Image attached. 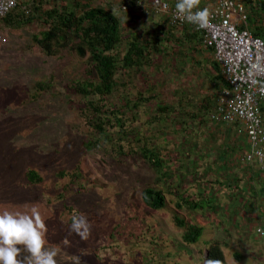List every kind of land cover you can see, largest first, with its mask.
Wrapping results in <instances>:
<instances>
[{
    "label": "rangeland",
    "instance_id": "374dc122",
    "mask_svg": "<svg viewBox=\"0 0 264 264\" xmlns=\"http://www.w3.org/2000/svg\"><path fill=\"white\" fill-rule=\"evenodd\" d=\"M95 2L104 5L112 0ZM200 6H203L201 1ZM162 18L160 20L163 21ZM146 22L142 17V27H147ZM43 30L42 26H32L23 31L7 29L4 32L6 43H0V212L31 215L33 209L38 211L45 224L48 247L59 250L57 264H206L209 243L219 239L215 229L221 233L218 234L221 235L220 239L232 237L235 242L241 231L246 232L245 236L249 235L251 247L236 249L243 255L242 261L235 258L233 248L226 249L228 264H264V234L259 229L264 230V202L257 205L255 198L260 199L258 194H253L252 199L247 201L243 215L232 214V203H226L228 211L225 213L221 199H214L213 205L202 202V207L194 213L195 218L191 217L193 213L184 210L182 214L189 221L199 222L205 229L199 244L187 245L183 241V232L174 223L175 212L172 208L154 212L144 205L143 191L154 186L157 179L155 172L145 162L135 156H118L111 143H106L99 150L85 149L88 130L80 117V111L85 106L70 90L72 82L80 78L84 63L70 53H65L62 58H48L39 48H33V36ZM178 34H182V30ZM168 47L171 45L168 44ZM158 64L164 73L159 75L155 67L144 72L138 79L141 87L144 88L145 79L156 77L163 96L169 94L171 97L177 90L188 91L192 85L198 88L192 89L193 96L199 100L213 94L205 81L198 82L201 73L196 82V78L190 79L188 73L182 78L181 72H185L183 64L175 55L169 61L159 59L155 66ZM193 64H188L187 71L192 70ZM201 65L199 68L205 66L204 60ZM179 75L180 79L177 78ZM51 76H55L58 88L66 93L65 97L56 99L45 95L39 102H33L31 95L34 85ZM142 121L147 123L150 118L143 117ZM216 125L219 124L211 122L206 127L199 125L196 129L192 128V135L197 138L192 141L193 145L187 142V134H174L173 130L162 132L160 141L167 146V139L183 140L186 144L180 147L183 154L197 145H211L202 155H211L209 164L212 163L214 167V159L231 141L239 139L242 143L239 146L245 147L243 152L249 148L247 137L241 132L244 127L239 132L223 128V132L219 133ZM75 126H80V129L76 130ZM211 138H214V143L218 142L220 150L211 148L213 145L208 144ZM204 139L206 144H202ZM114 142L118 144L117 139ZM126 147L128 152L130 144H126ZM170 150H174V146L171 145ZM183 154L180 160H176L175 156L168 159L172 164H167V171H172L177 183L182 182L180 187L184 192L190 190L194 196L196 192L192 191L193 186L199 185L200 190L211 199L214 186L208 187L206 184L213 185L216 181L225 180L232 171L220 174L209 172V176L203 178L195 176L198 166L202 165L197 168V173H205L203 167H207L206 171L209 169L207 161L200 164L193 158L192 162L189 156L190 159H185ZM234 162L240 163V158ZM77 166L83 169L86 177L82 190L68 193L63 203H45L46 196L54 197L70 184L69 179L58 181L56 173L62 169L72 171ZM31 168L43 175V185L36 188L27 185L26 175ZM263 182L264 179L253 178V181H243L241 186L254 192L258 190L261 194ZM202 185H205L204 190ZM68 208H74L78 217L86 218L87 230L81 229L85 231L84 238L71 230L69 222L74 215ZM227 243L231 245L232 242Z\"/></svg>",
    "mask_w": 264,
    "mask_h": 264
},
{
    "label": "trees",
    "instance_id": "16d2710c",
    "mask_svg": "<svg viewBox=\"0 0 264 264\" xmlns=\"http://www.w3.org/2000/svg\"><path fill=\"white\" fill-rule=\"evenodd\" d=\"M18 1L19 6L0 20L2 32L7 29L23 31L32 26H42L44 30L33 36V48H39L48 58H62L65 53H70L84 63L80 78L72 82L70 90L85 106L80 111V117L88 130L85 149L99 150L105 147L106 143H111L116 148L118 156H135L145 162L155 172L157 179L154 186L143 191L144 205L154 212L172 208L175 212L174 223L183 232L184 243L199 244L205 233L204 227L199 222L189 221L182 212L187 210L190 214L193 213L191 217L195 218L194 213L202 207V202L207 201L209 205H213L212 194L216 195L220 186H229V189H232L235 184V188L240 191L242 178L235 179V175L231 174L225 180L214 182L213 185L206 184L208 187L214 186L211 190V199L200 190L199 185L193 186L192 191L196 193L192 196L190 190L183 191L182 182L177 183L172 171H167L169 169L167 164L170 162L168 159L175 156L176 160H180L183 154L180 147L186 144L183 140L174 138L167 139L166 146L160 140L162 132L173 130L174 134H187L189 138L187 142L193 145L192 141L197 138L192 135V128L211 125V117L220 98L225 90L231 89L227 76L215 59V50L205 46L204 36L193 26H187L182 34H178L177 26H172L165 14L153 10L156 0H112L104 5L96 4V0ZM173 1L176 3L177 0ZM246 2L249 29L255 38L264 40V2L262 0ZM124 15L126 16L123 18ZM142 17L147 20V27L140 24ZM161 17L163 21L160 20ZM168 44L171 47H168ZM174 55L183 64L185 72H181L182 78L188 73L190 79L196 78L194 80L196 82L197 76L201 73L198 82L205 81L212 95L199 100L193 96V89L198 88L192 85L193 89L188 88V91L177 90L171 97L169 94L163 96L156 77L145 79L144 88L141 87L138 83L139 76H143L144 72H149L153 67L157 69L159 75L163 74L162 67L159 64L155 66L157 61L161 58L169 61ZM202 60L205 66L199 68L202 66ZM192 62L194 63L192 70L187 71L186 67ZM180 77L179 75L177 78ZM65 94L58 88L55 76H51L34 85L31 100L39 102L45 95L59 99L64 98ZM261 111L264 114V102L261 104ZM143 117L150 118V121L144 123ZM242 127H244L242 124L231 127L219 124L216 125V130L220 133L223 132V128H231L239 132ZM74 128L79 130L80 126ZM178 128L182 129L177 131ZM241 132L244 133L243 130ZM115 139L118 144H115ZM185 139L187 140V137ZM203 143L206 144L205 139ZM239 143H241L239 139L231 141V145L220 150L218 142L214 143V138H211L208 142L209 145H213L211 148L217 147L222 151L219 157L214 159L215 167L212 163L209 164L211 155L208 157L202 155L206 147L209 148L211 145L194 146L193 150L183 155L185 159L190 157L192 162L195 159L200 164L207 161L209 169L206 171L207 167H203L205 173L204 171L197 173V168H201L202 165L198 166L195 172V176L203 178L209 176V172L218 174L223 171L231 172L233 168L231 164H238L232 159L234 153L243 152ZM126 144H130L128 152ZM171 145L174 146V150H170ZM219 163L223 168L218 170L216 167ZM238 168L247 172L254 171L255 178L264 179V170L261 167L255 169L253 166L248 169L239 164ZM85 178L84 171L79 166L72 171L60 170L56 173V179L58 181L69 179L70 184L58 195L46 196L45 203L52 205L65 202L68 193L73 194L77 189L82 190ZM248 178L247 176L245 179L253 181V178ZM26 179L27 185L33 188L45 183L43 175L33 168L28 171ZM203 186L205 185L201 186L202 190ZM260 192L261 194L258 190L257 192L250 190L245 194L250 197L256 193L263 198L264 188H260ZM68 209L74 215L69 222L71 225L73 218L78 217V213L74 208ZM228 247V243L225 245L223 240H212L206 250V264L217 260L220 264H228L225 253ZM234 256L238 261L243 259V255L238 251H235Z\"/></svg>",
    "mask_w": 264,
    "mask_h": 264
},
{
    "label": "built area",
    "instance_id": "2783aa9c",
    "mask_svg": "<svg viewBox=\"0 0 264 264\" xmlns=\"http://www.w3.org/2000/svg\"><path fill=\"white\" fill-rule=\"evenodd\" d=\"M19 6L18 0H0V20L6 18ZM207 7L210 26L197 30L195 25L174 19L175 7L170 1L156 0L153 10L169 17L171 25L193 26L205 38V46L215 50V59L227 76L231 89L224 91L212 122L227 127L244 125L248 149L240 157L243 165H264V77L249 76L252 65L264 68V40L255 38L249 29V13L246 6L237 0H218ZM0 43L6 36L0 30Z\"/></svg>",
    "mask_w": 264,
    "mask_h": 264
},
{
    "label": "clouds",
    "instance_id": "9594fccd",
    "mask_svg": "<svg viewBox=\"0 0 264 264\" xmlns=\"http://www.w3.org/2000/svg\"><path fill=\"white\" fill-rule=\"evenodd\" d=\"M169 1L175 7L174 19L195 25L197 30H207L210 26L209 9L201 7L218 2L215 0L200 7V0H177L176 3H173V0ZM237 1L248 7L246 2L248 0ZM167 18L169 19L168 16ZM187 26L177 27L176 30L183 31ZM253 75L257 78L264 77V68L253 64L249 76ZM242 153H239L238 157L234 154L232 159L240 158ZM239 164L246 168L250 167L243 165L241 161ZM257 166L264 169L262 164H256L254 167ZM87 224L86 218L80 216L73 218L70 227L84 238ZM82 228L85 231H81ZM259 229L260 233L264 234V230L260 227ZM58 255L57 248L47 245L45 224L38 211L33 209L31 215L10 211L0 212V264H57ZM208 264H220V261H209Z\"/></svg>",
    "mask_w": 264,
    "mask_h": 264
},
{
    "label": "crops",
    "instance_id": "0c3cea01",
    "mask_svg": "<svg viewBox=\"0 0 264 264\" xmlns=\"http://www.w3.org/2000/svg\"><path fill=\"white\" fill-rule=\"evenodd\" d=\"M200 1H201L202 5L204 6L206 4H209V2H214L215 0H200ZM239 144L241 145L242 143H239ZM241 148H242V150L245 149V147H243V146ZM234 154L237 157L240 155L237 152H235ZM231 165L233 166L232 174L235 175L234 176L235 179H237V178L240 179V178L244 177L242 179V182H243L244 180H246L245 178H247V176L249 177L248 179L255 178V176H256V175H253L254 171H249V172H251V173H249V172H247L246 170H244L242 168H238L239 163L237 165L236 164H231ZM218 168L219 169L223 168V165L219 163ZM249 168L251 169V167H248V169ZM257 168H259V166H257L255 169H257ZM261 168L263 169V167H261ZM237 172H238V175H237ZM232 181L235 183L234 179ZM240 184H241V182H240ZM250 190H251V188L244 187V188H241L240 191H238V189L235 188V184L233 185L232 189H229V186H227V187L220 186L217 189V191H216V195L213 194L212 198L221 199L222 200V203H223V206H224L223 210H225V213L228 211L227 207H226V203H232L233 204V209H232L233 212H232V214L233 215H238V214L243 215L244 210L246 211L245 205H246L247 201H250L252 199V196L249 197L248 194H245V192H250ZM256 199H257L258 203L256 201H254V202H256L257 205L259 203L264 202V197L260 198V199H258V198H256ZM219 208H221V206ZM260 216L262 217L263 214L260 215ZM249 217H251V216H249ZM215 234L219 238L218 240L226 241V243L228 241L232 242L231 245H228L229 246L228 248H233V252L239 251V250H236V249H238V247H241V246H245L247 248L251 247L250 239L248 238L249 235L245 236L246 232L244 233L243 231H241L239 236H238L239 237L238 240L236 238V240H237L236 242L234 241V238H232V237H231V239L230 238L229 239H225V238L224 239H220L221 235H218V234H221V233L216 232V229H215ZM223 234H224V232H223ZM234 249H235V251H234Z\"/></svg>",
    "mask_w": 264,
    "mask_h": 264
},
{
    "label": "water",
    "instance_id": "95a60500",
    "mask_svg": "<svg viewBox=\"0 0 264 264\" xmlns=\"http://www.w3.org/2000/svg\"><path fill=\"white\" fill-rule=\"evenodd\" d=\"M208 256V255H207Z\"/></svg>",
    "mask_w": 264,
    "mask_h": 264
}]
</instances>
